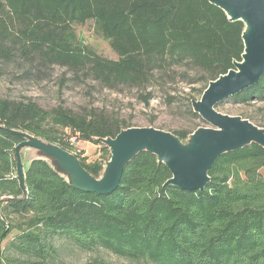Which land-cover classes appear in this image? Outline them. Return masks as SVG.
Listing matches in <instances>:
<instances>
[{"label": "trees", "instance_id": "obj_1", "mask_svg": "<svg viewBox=\"0 0 264 264\" xmlns=\"http://www.w3.org/2000/svg\"><path fill=\"white\" fill-rule=\"evenodd\" d=\"M90 23L116 60L77 36L75 26ZM242 31L241 22H230L207 0H0V63L35 59L84 72L111 90L143 88L156 75L161 80L189 67L200 99L210 82L241 61ZM229 99L264 102V75ZM194 100L188 113L201 120ZM127 128L100 113L45 111L31 100L0 98V198L21 196L13 150L22 139L8 130L59 146L98 178L110 154L95 139ZM197 128L170 133L185 141ZM72 140L100 146L103 157L86 163ZM208 176L203 191L164 186L170 172L142 152L125 166L115 191L98 195L74 189L34 161L25 173L27 198L0 201V264H69L60 259L59 238L145 264H264V149L252 144L224 154Z\"/></svg>", "mask_w": 264, "mask_h": 264}, {"label": "water", "instance_id": "obj_2", "mask_svg": "<svg viewBox=\"0 0 264 264\" xmlns=\"http://www.w3.org/2000/svg\"><path fill=\"white\" fill-rule=\"evenodd\" d=\"M219 8L230 22L243 24V54L233 69L210 82L199 100L191 102L192 111L208 127H198L185 141L170 132L153 127H131L120 130L114 138L95 141L109 151L98 178L92 177L80 165L78 158L59 146L27 132L8 130L22 141L13 150L14 178L21 196L1 200L22 202L27 198L25 173L34 161L45 162L74 189L98 195L111 194L119 186L125 166L138 154L153 155L158 164L170 172L164 186L183 191H203L210 181L208 172L222 155L254 144L264 149V129L241 117H231L216 111L221 102L259 83L264 75V0H207ZM33 152L25 168L22 158Z\"/></svg>", "mask_w": 264, "mask_h": 264}, {"label": "rangeland", "instance_id": "obj_3", "mask_svg": "<svg viewBox=\"0 0 264 264\" xmlns=\"http://www.w3.org/2000/svg\"><path fill=\"white\" fill-rule=\"evenodd\" d=\"M77 36L90 45L103 58L116 60L107 42L93 31L92 24L75 26ZM197 75L192 68L182 67L174 75L161 79L156 75L143 88L118 87L107 89L86 73L74 72L57 65L16 56L13 61L0 63V98L31 100L41 109L51 111L62 107L75 114H103L116 118L131 127H154L163 131H192L196 127H208L202 120L188 113V100L197 92ZM150 95L147 103L143 101ZM172 99V100H171ZM216 111L231 117L250 119L251 123L264 128V102H234L227 99L216 106ZM73 152L92 163L103 157L100 146L72 140ZM33 152L22 158L26 168ZM12 235L2 243L5 247ZM60 259L69 264H145L118 258L101 249L91 251L80 248L68 239H57Z\"/></svg>", "mask_w": 264, "mask_h": 264}]
</instances>
